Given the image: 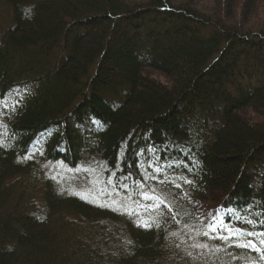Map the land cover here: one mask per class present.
Listing matches in <instances>:
<instances>
[{"label":"trees","instance_id":"trees-1","mask_svg":"<svg viewBox=\"0 0 264 264\" xmlns=\"http://www.w3.org/2000/svg\"><path fill=\"white\" fill-rule=\"evenodd\" d=\"M2 6L0 264H192L184 238L229 211L264 231V0ZM151 157L185 180L178 223L137 227L56 178L118 194Z\"/></svg>","mask_w":264,"mask_h":264},{"label":"rangeland","instance_id":"rangeland-1","mask_svg":"<svg viewBox=\"0 0 264 264\" xmlns=\"http://www.w3.org/2000/svg\"><path fill=\"white\" fill-rule=\"evenodd\" d=\"M208 4L209 1H208ZM0 9L6 11L5 8ZM6 19L5 16L1 18ZM264 19V18H262ZM263 20H258L259 23ZM253 25L255 20H253ZM24 91H16L10 95L9 98L2 101V107L6 111H14L24 100ZM3 137L0 131V138ZM44 138L38 140V144L41 145ZM36 153V151H33ZM151 165V167H149ZM142 177L141 180L131 181L130 186L122 187L124 190L116 193H111L115 190L112 184L105 183V181L97 177L85 175L82 171L79 173L70 172H59L56 169V178L58 183L63 188L64 186L72 189L73 191H80L82 196L90 199H94L96 202L104 205L116 206L119 212L129 216L127 213L134 212L131 218L134 223L137 224L140 220L154 221L157 224L171 225L173 221L178 223V217L175 215L174 208L178 207V210L183 211L185 208L181 202L185 199L186 194L183 191L182 182L185 181L183 178L172 172L168 165L159 163L158 160L153 157L150 158L149 162L142 165ZM159 168V172L156 169ZM88 176V177H85ZM145 177H150L145 179ZM85 181V184L82 182ZM139 184H143V189L138 187ZM65 184V185H64ZM102 194V195H101ZM155 195L158 199L163 198L168 206L171 207L172 211L169 212L163 205L156 207L153 201H145L144 195ZM181 204V205H180ZM159 213H163L159 215ZM216 222L217 231L209 233V236H204L202 233L207 230L209 224L205 228L203 225L196 234L190 232L188 238H184L179 242L182 243L181 255L192 264H264V260L260 259L259 252H252L247 249H241L233 247L236 240L216 239L214 237H226L228 230L240 231H251L261 232L255 224L254 220L250 216L242 215L238 212H222L219 213L218 217L214 220ZM147 226V225H145ZM224 229V231H220ZM189 232V231H188ZM197 233H200L197 235ZM193 244L205 245L204 248L192 247Z\"/></svg>","mask_w":264,"mask_h":264},{"label":"snow or ice","instance_id":"snow-or-ice-1","mask_svg":"<svg viewBox=\"0 0 264 264\" xmlns=\"http://www.w3.org/2000/svg\"><path fill=\"white\" fill-rule=\"evenodd\" d=\"M151 167V165H149ZM157 172H159V168L156 169ZM150 177H145V179H149ZM124 179H127V177H124ZM107 183H112V181H108ZM190 183V182H188ZM126 187V186H125ZM138 187L140 189H143L144 185L138 183ZM143 199L145 201H153L156 204V207H160L163 205L169 212L172 211L171 207L168 206L165 202V199L163 198H157L155 195H144ZM129 216H132L136 213L134 212H129L127 213ZM163 213H159V215H162ZM154 223V221H147V220H140L137 222V227H144L145 225L151 226V224ZM217 227H216V222L211 221L209 223V226L207 230H205L202 234L204 236H209V233L216 232ZM220 231H224V229H220ZM200 233H197L199 235ZM173 235H176L173 233ZM216 239H226V240H236L238 241L233 247L241 248V249H247L252 252H259L260 253V259L264 260V233L261 232H251V231H240L239 229L236 230H228L227 236L226 237H214ZM192 247H200L204 248L205 245H197L193 244Z\"/></svg>","mask_w":264,"mask_h":264}]
</instances>
